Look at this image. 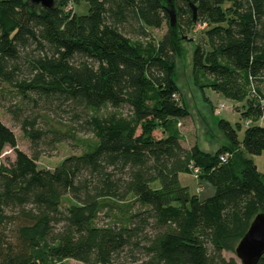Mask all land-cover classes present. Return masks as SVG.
<instances>
[{"label": "trees", "instance_id": "trees-1", "mask_svg": "<svg viewBox=\"0 0 264 264\" xmlns=\"http://www.w3.org/2000/svg\"><path fill=\"white\" fill-rule=\"evenodd\" d=\"M83 1L77 14L79 0H0V108L33 149L0 121V157L14 152L0 161V264H237L223 252L264 214L249 157L264 152V127L248 125L264 115V0H175L178 36L201 26L194 85L241 103L248 125L239 139L240 124L218 119L226 142L212 154L180 143L177 53L169 31L151 33L168 24L161 1ZM78 134L91 136L85 151L37 167L42 146ZM179 173L213 194L190 195Z\"/></svg>", "mask_w": 264, "mask_h": 264}, {"label": "rangeland", "instance_id": "rangeland-1", "mask_svg": "<svg viewBox=\"0 0 264 264\" xmlns=\"http://www.w3.org/2000/svg\"><path fill=\"white\" fill-rule=\"evenodd\" d=\"M73 12L84 14L87 11V4L83 0L70 5ZM169 31L168 24L164 23L157 30L151 33L156 40H159L165 33ZM201 30L198 25L193 28L186 36L179 35L180 55L176 57L175 82L179 89L178 98L185 105L188 116L181 119L178 128L181 134L180 143L183 147L189 148L197 145L201 150L214 153L218 148L225 144V138L217 128V120L224 119L233 127L238 123L241 130L238 132V138L241 139L244 129L252 124L264 127V115L255 121L246 125L245 121L240 117L243 110L241 103L234 102L225 98L221 93L205 88L202 92L194 85L192 79L191 58L194 48V42H198L201 37ZM223 104L224 107L219 106ZM0 121L5 124L16 137L17 148L28 155L33 154L30 141L22 134L18 126L15 125L12 118L3 109L0 108ZM159 136L158 132H155ZM91 136L89 134H78L75 140L71 142H62L56 145L54 150L46 151V147H41V153L38 155L36 165L40 169L53 170V168L66 156L71 154H80L87 149ZM256 170L264 173V152L258 155L249 156ZM7 160H14V152L11 148L5 147L0 161L5 163ZM179 183L188 188L190 195H196L199 199L211 196L214 192L213 187L205 182L198 181L194 174L179 173ZM68 200L65 199L63 205H67ZM103 222L102 214L99 215V223ZM226 258H235L237 264H241L235 255L231 252H223ZM65 264H83L81 262L67 259Z\"/></svg>", "mask_w": 264, "mask_h": 264}, {"label": "water", "instance_id": "water-1", "mask_svg": "<svg viewBox=\"0 0 264 264\" xmlns=\"http://www.w3.org/2000/svg\"><path fill=\"white\" fill-rule=\"evenodd\" d=\"M41 8L54 7V0H29ZM162 7L168 15V28L171 40L175 46L177 55H180L179 36L177 34L179 24L177 20L175 0H160ZM193 13L194 8L192 7ZM235 257L241 264H257L264 254V214L258 213L250 222L248 229L241 237L234 249Z\"/></svg>", "mask_w": 264, "mask_h": 264}, {"label": "built area", "instance_id": "built-area-1", "mask_svg": "<svg viewBox=\"0 0 264 264\" xmlns=\"http://www.w3.org/2000/svg\"><path fill=\"white\" fill-rule=\"evenodd\" d=\"M198 27H201V26H198ZM263 105H264V102H263ZM220 107H224V105L221 104V105L219 106V108H220ZM263 107H264V106H263ZM225 158H226V156H222V157H221V160H224Z\"/></svg>", "mask_w": 264, "mask_h": 264}, {"label": "bare ground", "instance_id": "bare-ground-1", "mask_svg": "<svg viewBox=\"0 0 264 264\" xmlns=\"http://www.w3.org/2000/svg\"><path fill=\"white\" fill-rule=\"evenodd\" d=\"M199 28H200V27H199ZM263 102H264V101H262V107L264 106V105H263ZM262 116H263V115H262ZM260 118H261V117H260ZM224 156H227V154H226V155H224ZM221 157H222V156H221Z\"/></svg>", "mask_w": 264, "mask_h": 264}]
</instances>
